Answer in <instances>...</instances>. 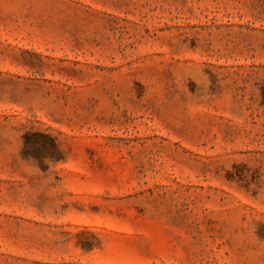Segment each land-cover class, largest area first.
Masks as SVG:
<instances>
[{
  "label": "rangeland",
  "instance_id": "rangeland-1",
  "mask_svg": "<svg viewBox=\"0 0 264 264\" xmlns=\"http://www.w3.org/2000/svg\"><path fill=\"white\" fill-rule=\"evenodd\" d=\"M263 82L264 0H0V264H264Z\"/></svg>",
  "mask_w": 264,
  "mask_h": 264
},
{
  "label": "trees",
  "instance_id": "trees-1",
  "mask_svg": "<svg viewBox=\"0 0 264 264\" xmlns=\"http://www.w3.org/2000/svg\"><path fill=\"white\" fill-rule=\"evenodd\" d=\"M260 92H261L262 101L264 103V82L261 85ZM42 136L45 137V138H47V135H42ZM49 140H51V145L55 146L54 141L52 140L51 137L49 138Z\"/></svg>",
  "mask_w": 264,
  "mask_h": 264
}]
</instances>
